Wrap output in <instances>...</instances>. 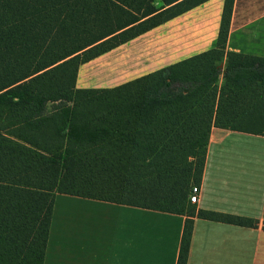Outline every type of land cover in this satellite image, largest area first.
I'll return each mask as SVG.
<instances>
[{
  "label": "trees",
  "instance_id": "obj_1",
  "mask_svg": "<svg viewBox=\"0 0 264 264\" xmlns=\"http://www.w3.org/2000/svg\"><path fill=\"white\" fill-rule=\"evenodd\" d=\"M207 1L0 0V264H42L56 194L185 216L177 264L195 217L257 227L188 200L212 126L264 136V58L225 53L233 0L216 48L111 89L75 85L80 65Z\"/></svg>",
  "mask_w": 264,
  "mask_h": 264
},
{
  "label": "crops",
  "instance_id": "obj_2",
  "mask_svg": "<svg viewBox=\"0 0 264 264\" xmlns=\"http://www.w3.org/2000/svg\"><path fill=\"white\" fill-rule=\"evenodd\" d=\"M223 4L209 0L144 33H166L176 23L180 30L166 40L179 43L180 52L175 60L162 61V67L118 78L115 87L216 48ZM227 52L264 58V0H233ZM108 53L79 66L77 88L93 89L86 84V68ZM221 82L222 74L218 86ZM195 186L200 188L199 201L192 204L196 211L249 218L258 225L246 228L193 218L186 264H264V136L212 126ZM185 220L182 215L56 194L42 264H177Z\"/></svg>",
  "mask_w": 264,
  "mask_h": 264
},
{
  "label": "rangeland",
  "instance_id": "obj_3",
  "mask_svg": "<svg viewBox=\"0 0 264 264\" xmlns=\"http://www.w3.org/2000/svg\"><path fill=\"white\" fill-rule=\"evenodd\" d=\"M170 27L166 33L165 30H155L147 36L142 34L121 45L122 48L109 52L98 60L100 62L87 66L86 84L93 89H111L116 86L118 78H133L149 71L150 67L164 66L162 61L175 60L180 44L166 39L179 31L180 26L173 23Z\"/></svg>",
  "mask_w": 264,
  "mask_h": 264
},
{
  "label": "built area",
  "instance_id": "obj_4",
  "mask_svg": "<svg viewBox=\"0 0 264 264\" xmlns=\"http://www.w3.org/2000/svg\"><path fill=\"white\" fill-rule=\"evenodd\" d=\"M200 188L192 186L189 191L188 200L190 204H197L199 201Z\"/></svg>",
  "mask_w": 264,
  "mask_h": 264
}]
</instances>
